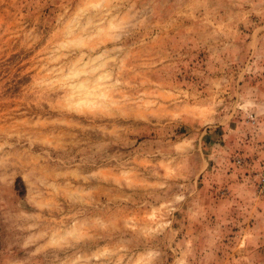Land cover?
<instances>
[{
    "label": "rangeland",
    "instance_id": "obj_1",
    "mask_svg": "<svg viewBox=\"0 0 264 264\" xmlns=\"http://www.w3.org/2000/svg\"><path fill=\"white\" fill-rule=\"evenodd\" d=\"M264 0H0V264H264Z\"/></svg>",
    "mask_w": 264,
    "mask_h": 264
},
{
    "label": "built area",
    "instance_id": "obj_2",
    "mask_svg": "<svg viewBox=\"0 0 264 264\" xmlns=\"http://www.w3.org/2000/svg\"><path fill=\"white\" fill-rule=\"evenodd\" d=\"M259 180H258V191L259 193L264 195V166L262 170L258 174Z\"/></svg>",
    "mask_w": 264,
    "mask_h": 264
}]
</instances>
